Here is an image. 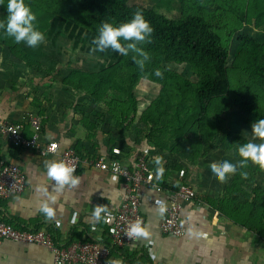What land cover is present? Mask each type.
I'll list each match as a JSON object with an SVG mask.
<instances>
[{"label":"trees","instance_id":"1","mask_svg":"<svg viewBox=\"0 0 264 264\" xmlns=\"http://www.w3.org/2000/svg\"><path fill=\"white\" fill-rule=\"evenodd\" d=\"M6 2L0 0V21L7 15ZM25 3L35 13L36 27L44 33L45 39L55 41L61 32H66L74 50L92 47V40L102 23L119 25L128 22L137 10L143 12L154 29L151 42L142 45L151 57L143 72L133 62L131 54L123 56L114 52L116 62L97 72L73 70L63 85L89 95L95 106H109L111 114L122 120V125L131 115L136 117L139 108L145 104L140 111V120L150 128L146 135L156 151L197 164L205 155V146L215 136L222 134L221 141L227 142L231 148L236 147V150L249 141L224 131V113L230 112L232 107L238 105L248 114V124L264 119V89L258 92L246 88L247 91H235L239 95H232L234 91L227 64L231 41L237 32L247 24L264 30V0H182L183 11L178 18H170L156 8L131 4L130 0H25ZM186 5L190 11L184 10ZM225 18L231 19V23L221 21ZM226 25L230 29L225 38L222 29ZM238 41L239 66L241 63L248 70L252 81L264 79V41L246 33L240 35ZM0 44L38 74L43 71L44 42L36 48L24 43L16 44L0 30ZM168 64L189 67L194 78L169 69L166 67ZM157 69L163 73L162 77L154 75ZM142 78L160 85L157 96L151 99L149 92L137 91L136 86ZM111 92L126 98L122 101L126 107L114 105L113 98L109 101ZM84 120L95 127L101 125L99 119ZM74 148L82 156L97 157L82 154L80 148ZM246 168L264 173L251 163ZM246 168L231 178L224 194L210 200L226 214V209L238 202L237 194L250 187V180L241 175ZM253 189L254 197L249 201L251 215L258 209H264L263 186ZM6 222L13 223L10 220ZM40 225L16 226L44 228ZM245 226L264 235V228L248 222ZM54 228L45 226L44 229L54 232Z\"/></svg>","mask_w":264,"mask_h":264},{"label":"crops","instance_id":"2","mask_svg":"<svg viewBox=\"0 0 264 264\" xmlns=\"http://www.w3.org/2000/svg\"><path fill=\"white\" fill-rule=\"evenodd\" d=\"M44 86V79L0 44V113L13 122L25 121L29 112L41 114L44 118L42 146L56 140L60 152L78 147L89 156L114 158L109 155L108 141H104L101 131L85 122L84 116L79 118L65 110L57 101L65 100L71 94L62 87L64 85L60 86L61 90L54 85V89L47 87L46 90L51 93L45 92ZM59 104L60 107H57ZM89 119L92 120V117ZM31 133L30 125L26 124V135ZM147 148L148 143H141L128 157L116 159L131 166ZM153 153L154 159L162 158L165 171L163 176L156 174L157 187L145 186L141 193V209L146 221L144 227L149 236L141 237L126 248H113L110 259L120 264H264V235L245 226L248 222L264 228V209L250 214L249 201L254 197V189L251 187L239 192L238 202L226 209L227 214L210 202L225 193L231 177L219 185L213 179L214 183L205 189L195 185L206 205H184L181 220L186 233L183 236L163 233L160 223L164 213L159 212V207L168 200L166 187L180 186L187 179L180 177L176 167H173V159L177 158L161 151L154 150ZM0 158L19 164L26 172L28 183L22 194L0 198V220H10L20 226H53L54 232H51L55 241L65 247L85 239L88 232L96 231L94 226L95 229L105 226L103 219L96 221L92 217L96 207L104 208L103 217L119 207L123 199V181L119 176L88 165L81 167L77 175L80 184L76 188L65 187L63 192H57L44 164L45 161H60L59 154L43 155L38 149L16 148L0 137ZM252 175L249 180L255 186L262 185L264 188V173L255 170ZM38 189H46L47 195ZM52 195L57 199L55 203L49 201V204L56 216L47 220L39 211V205ZM73 216L76 217L75 223ZM189 232L192 233L191 239L188 238ZM53 261L54 254L45 245L9 239L3 240L0 245V264H53Z\"/></svg>","mask_w":264,"mask_h":264},{"label":"rangeland","instance_id":"3","mask_svg":"<svg viewBox=\"0 0 264 264\" xmlns=\"http://www.w3.org/2000/svg\"><path fill=\"white\" fill-rule=\"evenodd\" d=\"M130 3L142 4L149 8H156L158 11L166 14L170 18L180 17L183 11L182 0H130ZM184 10L190 11L191 8L189 5H186ZM226 20L229 23L232 21L229 18H225V20L221 19L222 22H225ZM229 29V25H226L222 29V33L225 38L228 36ZM245 33L254 35L261 41H264L263 28H257L252 24L245 25L239 32L235 34L234 38L232 39L230 58L227 63L230 69L229 71L230 77L232 79V89L234 91L232 92V95L238 94L235 93V91H239L241 93L243 91H247L245 90L246 88H250V91L256 90L258 92L261 89H264V79H255V81H252L248 70L244 68L241 63L239 66L237 55V50L239 47L238 37ZM44 46V51L46 53L45 57L43 58L44 68L41 73H36L42 79H44V89L47 93H51V91H49V89L46 90V88L48 87L51 89L53 85L59 87V90H61L60 86L63 85L64 79L68 77L69 73L73 70L97 72L117 61V57L114 55V51L111 49L103 53L90 52V49L93 46L90 48L87 46L85 49L81 47L77 48L76 50L72 49L71 41L69 40L66 32H61L55 41L45 39ZM166 67L175 70L184 76H188L191 79L194 78L191 75L192 70L189 67L175 64H168ZM62 87H64L68 93L72 94H68L65 100H57L59 103H61L65 110L68 109V112L76 114V116L79 118L84 116V119H86L88 116L87 118L89 119V117H92L93 121H97L99 119L101 125L96 126V129L101 131L100 133L104 137V141H108L107 146L109 147L108 150L110 156L114 157L115 159L128 157L129 154H132L135 151L136 146H140L141 143L149 144V148L143 149L142 153H153L155 148L153 147V144L150 143L149 137L146 135L149 133L150 128L142 120H140V111H142L145 104L139 108V113L137 112L136 117L131 115L127 118V120L123 121L122 125L120 124L122 120L115 118L111 114L109 106L104 104L95 106L89 95L80 91H74L66 86ZM136 89L140 93L149 92L152 99L158 95L160 85L146 78H142L138 82ZM112 98V103L114 105L117 106V104H119L122 107H126L122 102L125 101L126 98L122 97L116 92H111L108 96L109 101ZM239 99L240 98L238 96V101ZM56 106L60 107V104ZM86 114L87 116L85 117ZM224 117L226 119L224 129L225 132L230 131L234 135L241 136L243 138V135H246L250 137L249 141L252 139L250 133L251 124H248L247 122L248 114L243 112L238 105L232 107L230 112L224 113ZM221 135L222 134L215 136L211 142H208V144L205 146V155L200 158L201 160L197 164H193L185 159L183 160L180 157L174 156L177 159H173V167H176L180 177L187 179L185 184L193 187H196L195 185H201V187L205 189V187H209L214 183V181H212L214 178L210 176L208 171L209 166L219 164L224 160L235 162L239 159L236 147L231 148L227 142L223 143L221 141ZM80 152H82V150H80ZM239 171H241V169H238L237 173ZM245 173L246 175H244V177L249 179L251 176L253 177L252 173H255V170L246 168ZM230 177L232 178L234 175H231ZM261 181H263V179ZM217 182V185H219L220 182ZM249 185L252 188L255 187L251 181Z\"/></svg>","mask_w":264,"mask_h":264},{"label":"built area","instance_id":"4","mask_svg":"<svg viewBox=\"0 0 264 264\" xmlns=\"http://www.w3.org/2000/svg\"><path fill=\"white\" fill-rule=\"evenodd\" d=\"M26 124L31 127L30 136L26 135ZM43 130L44 118L37 112H29L25 121L18 122H13L0 113V137H4L12 146L20 149H38L43 155L59 154L60 161L75 169V176L83 165L117 175L123 181V199L119 207L103 215L107 219L104 227L95 229L94 226L96 231L88 232L85 239L73 243L70 247L56 242L53 234L44 228H20L4 220H0V245L5 239L45 245L54 254L53 264H120L110 259L111 250L126 248L141 238H130L127 233L130 226L137 221L145 226L141 193L145 186H158L154 157L150 153H142L131 166H127L106 155L82 156L74 147L60 152V145L56 140H51L46 146L41 145ZM27 184L26 172L19 164L0 158V198L22 194ZM167 192L169 196L163 204L166 211L160 228L167 235L183 236L186 233V227L181 220L184 205L187 203L204 206L206 202L199 197L195 187L185 183L176 189L167 188Z\"/></svg>","mask_w":264,"mask_h":264},{"label":"clouds","instance_id":"5","mask_svg":"<svg viewBox=\"0 0 264 264\" xmlns=\"http://www.w3.org/2000/svg\"><path fill=\"white\" fill-rule=\"evenodd\" d=\"M7 15L3 21H0V30L3 35L13 40L16 44L24 43L28 47L36 48L45 41V35L36 27V15L31 7L25 3V0H7ZM154 29L150 22L145 19L143 12L137 10L133 13L132 18L125 23L115 25L104 22L97 29V35L92 40L93 47L90 52H105L111 49L123 56L131 54L133 62L141 72L144 71L145 65L151 60L149 53L144 50L142 45L151 42ZM157 77H162L163 73L157 69L154 72ZM252 139L239 145L237 154L239 159L235 162L224 160L219 164L209 166L210 176L215 180L223 183L231 175H235L238 169L246 168L250 163L264 170V119H257L251 124ZM157 176H163L164 167L162 158L154 159ZM45 169L48 178L54 182L57 192H63L65 187L76 188L80 184V178L74 175L75 169L64 161H45ZM241 175H246L242 172ZM47 195L46 189H38ZM107 198V197H104ZM57 197L52 195L48 200L40 203L39 211L47 220H53L56 212L51 203H55ZM105 211L103 207H96L92 212V217L96 221L107 222L101 213ZM166 208L163 204L159 207V212L163 214ZM76 217L73 216V223ZM127 235L132 237L147 238L149 232L141 225L139 221L133 223ZM188 238H192L189 232Z\"/></svg>","mask_w":264,"mask_h":264}]
</instances>
